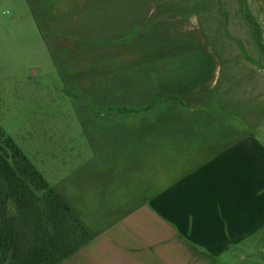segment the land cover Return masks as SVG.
<instances>
[{
  "label": "crops",
  "instance_id": "crops-1",
  "mask_svg": "<svg viewBox=\"0 0 264 264\" xmlns=\"http://www.w3.org/2000/svg\"><path fill=\"white\" fill-rule=\"evenodd\" d=\"M76 1L24 3L34 13ZM83 2L109 27L136 26L124 52L136 55L138 112L95 121L86 112L84 143L52 182L43 174L92 235L58 264H264V127L256 125L264 114L226 109V62L199 0Z\"/></svg>",
  "mask_w": 264,
  "mask_h": 264
},
{
  "label": "rangeland",
  "instance_id": "rangeland-1",
  "mask_svg": "<svg viewBox=\"0 0 264 264\" xmlns=\"http://www.w3.org/2000/svg\"><path fill=\"white\" fill-rule=\"evenodd\" d=\"M83 1L41 5L42 11L33 6L56 72L29 6L24 0H0V126L49 182L51 175L62 174L60 162L84 143L86 112L93 120L125 108L138 112L136 55L124 52L136 43V26L109 27L91 14L95 5ZM199 3L210 40L226 62L221 85L222 98H229L226 109L264 114V0ZM187 4L192 7L193 0ZM108 7L115 8L112 14L136 13L131 6ZM260 120L256 125L264 127Z\"/></svg>",
  "mask_w": 264,
  "mask_h": 264
},
{
  "label": "trees",
  "instance_id": "trees-1",
  "mask_svg": "<svg viewBox=\"0 0 264 264\" xmlns=\"http://www.w3.org/2000/svg\"><path fill=\"white\" fill-rule=\"evenodd\" d=\"M92 235L0 126V264H58Z\"/></svg>",
  "mask_w": 264,
  "mask_h": 264
}]
</instances>
